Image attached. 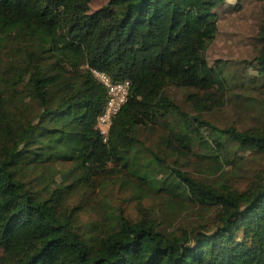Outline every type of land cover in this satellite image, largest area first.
<instances>
[{
  "label": "trees",
  "instance_id": "obj_1",
  "mask_svg": "<svg viewBox=\"0 0 264 264\" xmlns=\"http://www.w3.org/2000/svg\"><path fill=\"white\" fill-rule=\"evenodd\" d=\"M88 1L0 0V264H264V120L239 129L201 115L232 95L206 55L226 0ZM255 1L260 46L241 77L263 88ZM94 68L130 82L105 141ZM170 86L191 90V111ZM143 131H160L153 147ZM247 151L259 161L240 187ZM113 183L159 195L165 217L203 213L172 228L122 210L81 221L83 197Z\"/></svg>",
  "mask_w": 264,
  "mask_h": 264
},
{
  "label": "rangeland",
  "instance_id": "obj_2",
  "mask_svg": "<svg viewBox=\"0 0 264 264\" xmlns=\"http://www.w3.org/2000/svg\"><path fill=\"white\" fill-rule=\"evenodd\" d=\"M107 0H89L87 9L93 10ZM217 33L206 50L208 61L213 65L216 61L222 73L228 77V85L231 94L226 102L201 113V115L216 126L223 127L233 125L239 129L248 128L259 124L264 120L263 111L258 99L260 82H247L242 78L243 71L252 69L253 57L255 56L260 42L258 41V29L263 18V4L255 0H226L216 8ZM169 95L184 109L191 111L192 105L188 99L189 89L170 86L167 88ZM194 112V111H192ZM262 113V114H260ZM160 131L141 132V138L146 145L153 147L158 140ZM249 151L244 153L239 176L235 177L240 187H243L250 176V170L257 165L259 158L248 157ZM262 162V159H261ZM185 170L193 173L196 177L203 178L205 174L195 170L191 164L182 166ZM231 165L226 166V172L232 174ZM85 198V201H84ZM89 198V201H88ZM163 200L157 196H139L134 193L131 186L123 187L121 183H113L105 186L102 190L89 192V196L83 197L79 203L81 209L80 219L85 224L98 222L102 225L108 220V215L122 210L125 215L131 217L146 214L147 216H159L164 218ZM167 209V208H166ZM199 208H183L165 217L167 228L178 224L190 225L199 219L202 214ZM169 215V214H167ZM1 252V249H0Z\"/></svg>",
  "mask_w": 264,
  "mask_h": 264
},
{
  "label": "built area",
  "instance_id": "obj_3",
  "mask_svg": "<svg viewBox=\"0 0 264 264\" xmlns=\"http://www.w3.org/2000/svg\"><path fill=\"white\" fill-rule=\"evenodd\" d=\"M92 73L103 84L106 91L103 109L96 119V127L105 141L112 117L127 98L130 82L128 79L113 80L106 72L96 68L92 69Z\"/></svg>",
  "mask_w": 264,
  "mask_h": 264
}]
</instances>
